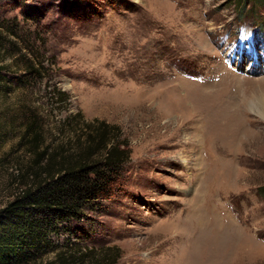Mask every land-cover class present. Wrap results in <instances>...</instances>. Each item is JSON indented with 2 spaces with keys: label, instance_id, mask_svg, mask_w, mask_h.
<instances>
[{
  "label": "rangeland",
  "instance_id": "rangeland-1",
  "mask_svg": "<svg viewBox=\"0 0 264 264\" xmlns=\"http://www.w3.org/2000/svg\"><path fill=\"white\" fill-rule=\"evenodd\" d=\"M0 70V211L84 123L131 151L31 264H264V0H0Z\"/></svg>",
  "mask_w": 264,
  "mask_h": 264
},
{
  "label": "trees",
  "instance_id": "trees-1",
  "mask_svg": "<svg viewBox=\"0 0 264 264\" xmlns=\"http://www.w3.org/2000/svg\"><path fill=\"white\" fill-rule=\"evenodd\" d=\"M28 67L31 74L39 72ZM59 95L54 93L57 102L61 101ZM77 117L81 114L68 122ZM83 130L84 146L80 145L79 152L54 153L41 172L45 180L0 211V264H31L51 246L50 236L58 235L64 223L113 195L131 158L128 143L121 139L118 126L105 121L84 123ZM31 131L32 127L27 132ZM259 192L264 194V186Z\"/></svg>",
  "mask_w": 264,
  "mask_h": 264
},
{
  "label": "bare ground",
  "instance_id": "bare-ground-1",
  "mask_svg": "<svg viewBox=\"0 0 264 264\" xmlns=\"http://www.w3.org/2000/svg\"><path fill=\"white\" fill-rule=\"evenodd\" d=\"M226 94V93H225ZM224 94V95H225ZM255 98V99H254ZM242 103H241V111L240 113L245 114L243 112V108L242 107ZM246 105L249 107L250 110L254 111V113L256 112L257 114L264 116V96L261 97H251L249 98V100L247 101ZM223 106V105H222ZM238 106V105H237ZM238 110H240V108H238ZM224 112V111H223ZM202 144V143H201ZM197 226H194V229L196 230Z\"/></svg>",
  "mask_w": 264,
  "mask_h": 264
}]
</instances>
